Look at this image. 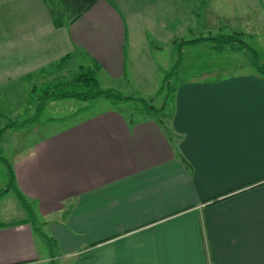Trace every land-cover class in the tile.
<instances>
[{
    "label": "crops",
    "instance_id": "crops-1",
    "mask_svg": "<svg viewBox=\"0 0 264 264\" xmlns=\"http://www.w3.org/2000/svg\"><path fill=\"white\" fill-rule=\"evenodd\" d=\"M189 1L94 0L55 26L44 0H0V88L96 62L102 86L146 100L154 55L183 33ZM171 88L167 127L84 106L15 153L16 185L56 262L264 264V73L203 68ZM6 223L0 264H48L30 222Z\"/></svg>",
    "mask_w": 264,
    "mask_h": 264
},
{
    "label": "rangeland",
    "instance_id": "rangeland-1",
    "mask_svg": "<svg viewBox=\"0 0 264 264\" xmlns=\"http://www.w3.org/2000/svg\"><path fill=\"white\" fill-rule=\"evenodd\" d=\"M189 6L191 19L184 27L183 33L175 37L173 42L161 43L159 51L154 55L159 70H161V74L157 76L158 89L152 91L151 96L148 95L150 97H147L144 102L132 99H111L104 96L87 100L66 97L48 100L39 107L38 98L45 85L39 80L30 81L19 87L0 88V109L4 114L0 116V128L6 124L30 118V121H25L22 125L9 126L2 133L0 157H4L9 164H12L13 157L18 150L29 145L35 136L51 129L53 123H48L47 119L72 114L84 106L94 112L105 103H113L116 104V108H120L122 112L135 118H139L140 114H147V110L153 106L159 109L165 103L166 90L161 91V89L166 73L169 74V86H172L187 73L203 68H227L229 72H244L255 69L252 65L254 59L260 65H264V0H190ZM235 31L242 32V34L236 35ZM220 34H229L231 35L229 39L232 40L221 43L219 50L215 48V45L219 43L210 40L201 39L193 44L186 43L188 40L201 36L217 37ZM238 37L240 40L237 39ZM72 67L58 78L72 77L78 72L74 65ZM32 86H35L36 90L30 91ZM30 101L32 104L29 103ZM169 107L166 105L163 110L152 113L160 117L166 127L168 126ZM37 121L46 124H40L38 130L41 131L39 132H29L28 127ZM8 178L7 166L0 159V189H6ZM30 205L33 208V204L30 203ZM34 214L38 219L37 225H40L42 219L39 214ZM30 216L31 213L24 207L14 189L7 190L0 197V222H15ZM36 236L39 248L50 256L44 238L39 234ZM54 252L53 264H74L73 260L62 261L60 259L56 262V251Z\"/></svg>",
    "mask_w": 264,
    "mask_h": 264
},
{
    "label": "trees",
    "instance_id": "trees-1",
    "mask_svg": "<svg viewBox=\"0 0 264 264\" xmlns=\"http://www.w3.org/2000/svg\"><path fill=\"white\" fill-rule=\"evenodd\" d=\"M47 4L49 14L51 16V19L55 26H61L68 20H72L75 17H77L82 11H84L87 7H89L94 0H44ZM236 35H241L242 32L235 31ZM231 35L229 34H220L219 36H207V37H198L194 38L192 40L186 41V43H196L197 41L201 39L210 40L213 42H218L219 45H215V48L219 50L221 48V43H226L232 39H229ZM240 40V38H237ZM185 42V40L183 41ZM65 59H61L60 62H64ZM178 64V63H177ZM252 65L257 71L260 73H264V65H260L255 59L252 61ZM178 66V65H177ZM99 69V65L95 62L93 67L83 68L80 67L78 72H76L72 77L69 79L65 78H56L52 79L49 82H46L44 85V88L42 90V93L39 95L38 101L39 107L43 106L45 102L52 99H61L66 97H75L80 99H94L99 96H104L108 98L113 99H134V100H140L144 102L145 100L141 97H133L129 95H124L120 91L113 89V88H104L100 85L99 80L97 78V70ZM42 71V70H41ZM40 71V72H41ZM166 90L165 95V103L163 106H161L159 109L155 108L154 106L149 110H147L148 113H153L154 111H161L165 108V106L169 105L170 109L173 104V89L171 86H169V74L166 73L163 79V85L161 91ZM36 90V87L34 86L31 91ZM31 102V101H30ZM147 108V106H146ZM4 115L2 113V110L0 109V116ZM170 115V112H168L167 116ZM161 122L163 121L160 119ZM25 121H30V118L21 120L17 123H10L6 124L5 126L0 128V137L2 133L12 125H22L25 123ZM2 161L5 162L7 166V173H8V181H7V187L6 189H0V197L4 195V193L9 189H14L16 192L18 198L23 203L24 207L27 209L29 213H31V216L29 218L21 219L19 221H15V223H22V222H30L33 231L36 234H39L42 236L47 244V247L50 252V259L48 261V264H53V259L55 257V239L45 233V231L42 228V222H40V225H37V217L34 214L33 208L30 205V203L26 200V198L22 195L20 190L18 189L14 173L12 170L11 165L7 162V160L4 157H0ZM6 222H0V225H5Z\"/></svg>",
    "mask_w": 264,
    "mask_h": 264
}]
</instances>
